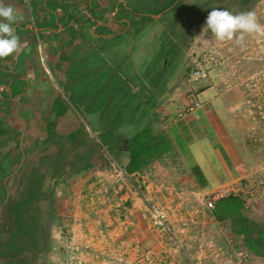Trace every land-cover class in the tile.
Wrapping results in <instances>:
<instances>
[{
  "label": "rangeland",
  "instance_id": "obj_1",
  "mask_svg": "<svg viewBox=\"0 0 264 264\" xmlns=\"http://www.w3.org/2000/svg\"><path fill=\"white\" fill-rule=\"evenodd\" d=\"M147 4L134 11H151L141 25L163 9ZM213 8L254 11L264 25V0H184L126 57L75 63L66 106L98 135L27 144L0 191V264H264L234 233L235 215L216 219L219 201L206 202L233 186L241 215L264 224V35L217 40L205 28ZM190 92L201 107L179 118ZM145 128L156 141L132 158L127 144ZM217 143L228 155L210 174L198 158Z\"/></svg>",
  "mask_w": 264,
  "mask_h": 264
},
{
  "label": "crops",
  "instance_id": "obj_2",
  "mask_svg": "<svg viewBox=\"0 0 264 264\" xmlns=\"http://www.w3.org/2000/svg\"><path fill=\"white\" fill-rule=\"evenodd\" d=\"M154 1L4 0L24 19L15 26L22 51L0 59V191L9 171L21 166L26 159L25 152L36 143L44 142V136L78 135L80 138L88 128L98 135L97 123L91 121V125L66 106L65 98L73 93L70 88L75 63L93 55L126 57L138 43L139 31L145 33L151 20L157 21L156 17L161 18L163 13L168 15L184 0ZM148 2L152 3L150 8L155 4L156 8L163 9L141 25L140 16L148 19L151 11L144 14L134 11L147 8ZM136 22L133 29L132 24ZM227 152L223 144L207 145L198 160H208L210 174L220 172L218 161ZM209 161L214 169L210 168ZM140 166L144 164L141 162Z\"/></svg>",
  "mask_w": 264,
  "mask_h": 264
},
{
  "label": "clouds",
  "instance_id": "obj_3",
  "mask_svg": "<svg viewBox=\"0 0 264 264\" xmlns=\"http://www.w3.org/2000/svg\"><path fill=\"white\" fill-rule=\"evenodd\" d=\"M23 15L11 4L0 0V59L22 51V43L16 33V25ZM219 41H233L243 46L245 34L264 35V25L258 22L254 11L233 13L227 9L213 8L207 15L206 26ZM239 33V35H237Z\"/></svg>",
  "mask_w": 264,
  "mask_h": 264
},
{
  "label": "trees",
  "instance_id": "obj_4",
  "mask_svg": "<svg viewBox=\"0 0 264 264\" xmlns=\"http://www.w3.org/2000/svg\"><path fill=\"white\" fill-rule=\"evenodd\" d=\"M193 71L192 68L186 70L187 73ZM196 71V70H194ZM145 132L146 138L144 139L141 135ZM156 139L150 135V131H141L138 133L132 141L128 142L127 146H131L133 149H129L132 153V156L141 155V151L146 146H151L155 143ZM144 161V160H143ZM137 163V160H136ZM131 166V167H130ZM133 166L132 158L130 159V164L128 165V172L132 174L134 171H131ZM138 167V166H137ZM140 168V167H139ZM16 209H19V206H16ZM241 202L235 198H226L220 200L214 209L215 218L223 219V214L235 215L233 220L234 233L236 235L243 236L245 245L247 248L256 256H264V224H253L248 218L242 216L240 213ZM10 255V254H9ZM9 255H5L6 258ZM14 256V255H11Z\"/></svg>",
  "mask_w": 264,
  "mask_h": 264
},
{
  "label": "built area",
  "instance_id": "obj_5",
  "mask_svg": "<svg viewBox=\"0 0 264 264\" xmlns=\"http://www.w3.org/2000/svg\"><path fill=\"white\" fill-rule=\"evenodd\" d=\"M196 72V73H195ZM197 74L199 73L198 71H193L192 74ZM194 76V75H193ZM189 98V102L188 104L185 106L184 111H180L178 114L179 118L185 117L186 114H190L194 111H196L197 109H199L201 107L200 102L196 99V96L193 94V92H190L188 94ZM264 184V183H262ZM250 189H254L251 190V196L255 195V193L257 192L256 188H250ZM238 193H243L242 191L238 190L237 188L233 187V186H224L222 188H219L217 191L212 192L211 194H209L206 202H207V207L208 208H213L216 204L217 201H220L222 199H226L229 198L230 196H233L234 194H238ZM250 194V192H247ZM254 193V194H252ZM247 194V195H249Z\"/></svg>",
  "mask_w": 264,
  "mask_h": 264
}]
</instances>
